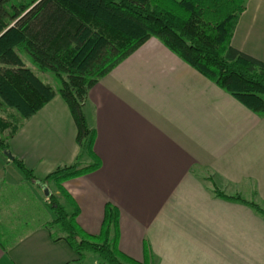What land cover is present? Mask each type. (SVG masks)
<instances>
[{
  "label": "crops",
  "instance_id": "0c3cea01",
  "mask_svg": "<svg viewBox=\"0 0 264 264\" xmlns=\"http://www.w3.org/2000/svg\"><path fill=\"white\" fill-rule=\"evenodd\" d=\"M230 45L264 63V0H247ZM85 112L99 167L62 184L84 232H100L109 204L118 215V249L139 264H264V216L247 203L264 209V116L155 38L90 88ZM75 137L70 111L55 96L6 151L34 181L0 153V264L98 261L90 253L78 260L46 227L52 191L43 179L76 161ZM212 182L247 202L217 197Z\"/></svg>",
  "mask_w": 264,
  "mask_h": 264
},
{
  "label": "trees",
  "instance_id": "16d2710c",
  "mask_svg": "<svg viewBox=\"0 0 264 264\" xmlns=\"http://www.w3.org/2000/svg\"><path fill=\"white\" fill-rule=\"evenodd\" d=\"M247 0H30L10 4L0 0V106L11 110L0 117V153L9 140L40 108L60 96L76 127L79 154L69 166H59L43 181L54 182L59 195L47 198L52 220L46 224L52 240H64L78 260L92 254L100 264H139L120 252L118 215L105 206L100 232H84L77 223L78 208L62 187L64 181L99 167L93 152L95 131L86 112L88 92L98 80L150 38L196 69L258 116H264V63L233 48L230 41ZM27 55L42 72L56 78L44 82L28 68ZM89 164H83L84 159ZM25 179L34 173L13 160ZM220 198L228 196L213 182ZM264 216V209L247 202ZM146 264V263H142Z\"/></svg>",
  "mask_w": 264,
  "mask_h": 264
},
{
  "label": "rangeland",
  "instance_id": "374dc122",
  "mask_svg": "<svg viewBox=\"0 0 264 264\" xmlns=\"http://www.w3.org/2000/svg\"><path fill=\"white\" fill-rule=\"evenodd\" d=\"M29 1L30 0H9V3L10 4H19V3H26V2H29ZM22 56L24 57V61L27 62L28 66H29L28 68L32 69V71L34 73H36L38 77H40L44 82L49 83L53 87L57 86V82H56L57 80L52 74H50L48 72L40 71L35 65L33 66V65L30 64L31 60H30V58L27 55L21 54V57ZM26 57L30 60V62L28 61V59ZM10 112L13 113L11 110L5 109L2 106H0V117L8 118ZM49 183H50V185L47 188L52 191V194H54V192L57 191L58 188L56 187V184L54 182H49ZM214 184H216V186L218 185V187H219L220 183H219V181L215 180ZM230 192H231V189H228L227 190L228 194H231V195L235 194V193H230ZM98 263L100 264L99 261H98Z\"/></svg>",
  "mask_w": 264,
  "mask_h": 264
},
{
  "label": "water",
  "instance_id": "95a60500",
  "mask_svg": "<svg viewBox=\"0 0 264 264\" xmlns=\"http://www.w3.org/2000/svg\"><path fill=\"white\" fill-rule=\"evenodd\" d=\"M5 155H6L10 160H13V159H14V157L12 156V154H11L10 152H5ZM43 191H44V194H45L46 196H49V195H50V193H49V191H48L47 188H44Z\"/></svg>",
  "mask_w": 264,
  "mask_h": 264
},
{
  "label": "built area",
  "instance_id": "2783aa9c",
  "mask_svg": "<svg viewBox=\"0 0 264 264\" xmlns=\"http://www.w3.org/2000/svg\"><path fill=\"white\" fill-rule=\"evenodd\" d=\"M94 264H99L98 261H95Z\"/></svg>",
  "mask_w": 264,
  "mask_h": 264
}]
</instances>
